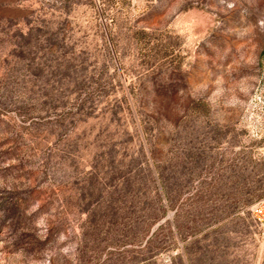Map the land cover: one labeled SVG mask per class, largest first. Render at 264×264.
<instances>
[{
    "label": "rangeland",
    "instance_id": "obj_1",
    "mask_svg": "<svg viewBox=\"0 0 264 264\" xmlns=\"http://www.w3.org/2000/svg\"><path fill=\"white\" fill-rule=\"evenodd\" d=\"M264 0H0V264H264Z\"/></svg>",
    "mask_w": 264,
    "mask_h": 264
},
{
    "label": "built area",
    "instance_id": "obj_2",
    "mask_svg": "<svg viewBox=\"0 0 264 264\" xmlns=\"http://www.w3.org/2000/svg\"><path fill=\"white\" fill-rule=\"evenodd\" d=\"M250 212L256 223L264 230V196L251 205Z\"/></svg>",
    "mask_w": 264,
    "mask_h": 264
},
{
    "label": "water",
    "instance_id": "obj_3",
    "mask_svg": "<svg viewBox=\"0 0 264 264\" xmlns=\"http://www.w3.org/2000/svg\"><path fill=\"white\" fill-rule=\"evenodd\" d=\"M264 94V93H263Z\"/></svg>",
    "mask_w": 264,
    "mask_h": 264
}]
</instances>
